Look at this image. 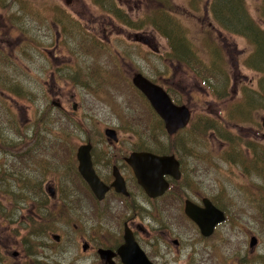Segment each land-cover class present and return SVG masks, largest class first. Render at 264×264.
Listing matches in <instances>:
<instances>
[{"label":"rangeland","instance_id":"obj_1","mask_svg":"<svg viewBox=\"0 0 264 264\" xmlns=\"http://www.w3.org/2000/svg\"><path fill=\"white\" fill-rule=\"evenodd\" d=\"M160 1L163 22L182 28L193 57L200 59L189 60L192 67L178 61L185 56L170 58L167 38L152 21L158 18L148 19L159 2L115 0L114 6L126 13L120 12L119 20L108 13V0H0V186L10 187V170L18 168L21 156L22 167L27 164L34 178L59 180L66 188L60 203L49 195L47 211L42 210L45 218L32 222L27 242H18L23 227L16 241L8 234L12 225L0 226V264L22 262L24 253L36 264L97 263V255L83 251L72 233L78 218L74 155L79 144L106 139V127L115 129L118 139L140 140L153 151L177 149L187 165L188 190L216 198L230 213L231 219L218 229V251L209 250L211 242L200 241L176 201L171 236L180 237L182 245L168 249L161 244L166 252L165 258L156 256L159 262L189 264L190 256L195 264H225L223 258L227 264H264V48L253 54L256 41L249 45L239 35L220 30L227 37L223 43L219 31L209 29L212 19L204 17V3L196 12L188 0ZM243 5L247 15L242 21L247 17L264 32V0H243ZM135 34L148 38L155 48L136 40ZM193 70L209 78L207 84L216 92L226 94L221 101L207 95ZM136 72L164 84L178 104L188 107L194 115L187 128L173 136L165 133L161 119L131 84ZM234 107L230 121L224 119L226 109ZM220 121L224 131L229 126V134L240 139L234 167L213 158L222 143L206 123ZM244 139H250V146ZM105 143L98 142L97 150ZM214 160L218 168L211 166ZM90 207L84 197L81 217L86 211L89 218ZM9 210L13 205L0 194V215ZM117 219H109L114 230L121 227ZM43 231L46 236L40 239ZM55 233L59 241L52 238ZM251 235L257 237L252 249ZM13 250L18 251L16 258ZM152 255L155 259V252Z\"/></svg>","mask_w":264,"mask_h":264},{"label":"flooded vegetation","instance_id":"obj_2","mask_svg":"<svg viewBox=\"0 0 264 264\" xmlns=\"http://www.w3.org/2000/svg\"><path fill=\"white\" fill-rule=\"evenodd\" d=\"M114 1L115 0H108L109 8L106 9L110 15H115V17L120 20L119 15H121V13H126L125 10L120 9L117 5L114 6ZM130 1L133 0H128L129 3ZM145 1L164 2L160 0H143V3ZM204 9V17L211 18V15L205 7ZM149 16H151V14H149ZM208 24L209 26L211 25L209 27V29H211L210 31H219L216 35L222 38L221 40L223 43H226L227 37H223V34L221 33L222 31L214 26L212 21H209ZM134 36L136 40L143 41L149 47L155 48L150 40L145 38L143 35L135 34ZM251 43L252 42L248 40V44L251 45ZM246 67L249 66L247 65ZM164 87L167 88L165 85ZM205 87L209 93L207 95L216 96V99L213 101L219 102L223 99L224 95H226L216 92V89L212 85L210 86V84ZM168 95L172 99V95ZM143 98L146 99L144 96ZM174 99L177 100L175 97ZM234 109L235 107L232 109L227 108L225 113L228 116H223V118L230 121V113H232L231 111ZM193 115L194 114H191L190 111V119L187 126L190 125ZM223 125L225 126V123H223ZM223 125L221 121L219 123H210V126H212V136L217 137L219 139L218 141L222 143L220 145V154L218 156L213 155V158L218 157L227 163L228 167H234L235 164L239 163L238 160L240 156L236 147L239 145L240 139L229 134V126L227 130L225 129L226 131H224ZM179 131H177L176 134ZM104 136L106 137L105 133ZM106 139L81 143L90 144L89 151L92 168L98 179L106 187L102 198H98L96 196L89 184L84 180L78 171L76 150L81 144L76 147L74 155L77 174V183L74 185V202L76 208L78 209V218L74 219V223L72 224V233L76 241L81 242V249L83 251L93 252L97 255V263L92 264H142L139 260L141 253L147 259L149 264H163L156 259L157 255H161L165 258V253L163 252H166V250H162L160 248L161 244L164 245L165 248L167 246L168 249L172 246L177 248L182 245L180 237L171 236L173 233L172 204L176 203V201L182 203L179 209L180 213L187 220L188 224H190V226L192 225L196 230L200 241L203 243L211 242L207 246L208 249L218 251L217 244L222 240L218 229L231 219L230 213L228 212L227 207L221 204L216 198L215 200L203 193H194L191 190H188L190 178L187 171V165L184 162L182 154H179L177 149H173L172 151V148L168 150L159 149L158 151H153L147 147L145 148V146L143 147V143L137 139L123 140L119 138L115 141H110L107 137ZM244 140L250 146V139ZM98 142H106L109 145V148L105 143V145H101V150H97ZM139 151L173 155L178 161L180 172L179 178L176 179L172 177V175L165 174L163 177L167 182V186L159 195L152 197L145 192V190L138 183L132 167L126 160L132 152ZM12 156L14 157L15 153H13ZM24 156L25 162L27 163V155ZM20 158L21 156H19L18 159V168L10 170V187L6 188L0 186V194L7 195L11 205L14 207L13 211L9 210L0 215V226L5 225L6 222L7 224L12 225V232L11 229H9L8 234L14 236L16 241V232L18 233V230L23 227L25 231L22 234L21 239H18V242H27L26 238L27 235L30 236L29 229H31L30 226L32 225V222L35 221L39 224L45 218V214H43L42 210L47 211L44 206L48 202L49 195L47 191H49V188H53V200L56 203H60L59 196L65 193L66 188L59 180H45L42 182L40 179L34 178L33 172H31L27 164L22 167ZM205 160L206 158H204L203 161L204 165L206 164ZM211 166L218 168V160H214ZM116 176L119 177L117 186L114 185L116 182ZM44 183L45 186L43 185ZM84 197L85 200H90L91 202V207L88 211L89 218L85 217V215H87L86 211L82 217L81 212H79L82 209V200L84 201ZM186 204L194 207L197 212V216L205 224H208L212 218L222 216V219L214 223L210 234L204 235L199 224L185 212ZM39 209H41L40 212ZM210 209H213L215 212H208ZM27 215H30L31 217H27ZM110 216L118 217V225H121V227L117 230H114L112 227V221L109 222ZM66 226H69V224ZM45 233L46 231L40 233V239L46 236ZM251 237L256 236L251 235L250 239ZM254 246L249 248L252 249ZM100 249L109 251V254L101 257L98 252ZM151 249L155 252V259H153L154 257ZM24 254L25 255L21 254L24 257L22 262L15 261L13 264H36L35 260L32 259L29 253L30 257H28L26 253ZM133 255L138 258L137 263L133 261L132 263L130 262L131 259H133L131 258ZM232 255V259L238 262L237 254ZM17 256L18 251L13 250L12 257L16 258ZM26 256L29 260H26ZM194 261V258L188 256L187 263L195 264ZM221 261H224V263L227 264L225 258L221 259Z\"/></svg>","mask_w":264,"mask_h":264},{"label":"water","instance_id":"obj_3","mask_svg":"<svg viewBox=\"0 0 264 264\" xmlns=\"http://www.w3.org/2000/svg\"><path fill=\"white\" fill-rule=\"evenodd\" d=\"M132 84L140 90L150 102V105L155 112L160 116L163 121L164 129L168 135L175 134L179 129L184 128L190 118V111L186 105H178L171 101L168 93L159 85L152 83L146 79L141 73H135L132 76ZM59 105V103H55ZM262 124L264 126V116L262 117ZM105 135L109 139L116 140V132L112 128L104 129ZM90 144H81L76 151V157L78 160V171L84 180L89 184L92 191L98 198H102L106 187L98 179L91 165L90 159ZM126 160L133 169L138 183L145 190L149 196H156L162 193L167 186V182L164 179L165 174L172 175L174 178H179L180 172L178 167V161L173 155H156L149 151L132 152ZM119 177L116 176L117 186ZM50 194H53V190L49 189ZM185 212L191 216L202 229L204 235H208L212 231V227L216 221H220L222 216L218 218H212L208 224L203 223L197 216V212L193 206L186 204ZM208 212H215L213 209ZM56 241L59 240V236L54 234L52 236ZM256 244V237H251L249 245L250 247ZM121 251V249H120ZM101 257L107 256L109 251L98 250ZM139 257V256H138ZM131 263L138 262L136 256H131ZM139 260L142 264H149L147 259L141 253Z\"/></svg>","mask_w":264,"mask_h":264},{"label":"trees","instance_id":"obj_4","mask_svg":"<svg viewBox=\"0 0 264 264\" xmlns=\"http://www.w3.org/2000/svg\"><path fill=\"white\" fill-rule=\"evenodd\" d=\"M188 2L191 9L195 10L196 12L201 3H204L206 10L211 15L214 26H217L222 31L237 36H243L247 40L251 41L254 45L257 43V45L254 47V53L258 52L261 48H264V33L258 28L257 25H252L247 17L244 21H242V18L247 15L243 7V0H188ZM163 3L159 2L158 5L160 7H158L157 11H153L155 12V15L158 19H152V21L153 23L158 24V29L160 30L161 34L167 38L170 58L175 57L178 59L176 57L177 55L185 56L186 59L182 58L178 59V61L182 60L180 63L184 62L187 65H190L188 62L191 59H198L200 62L199 58L196 59L193 57L194 54L190 50L189 44L183 39L182 28H177L169 21L166 23L163 22L165 17L163 16V9H160L163 8ZM253 40L256 41V43L253 42ZM174 42L177 44V48L179 47L180 49H176ZM252 66L254 67L253 64ZM256 68L263 70V66L260 65H258ZM198 73L200 72L198 71ZM198 73L194 71V74H196L200 79L202 77L203 82L206 84L209 78L206 76L203 77ZM249 101H251V98H249ZM206 125L210 128L212 127L210 126V123H206Z\"/></svg>","mask_w":264,"mask_h":264}]
</instances>
